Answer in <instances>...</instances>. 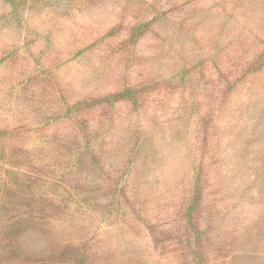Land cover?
<instances>
[{
	"label": "rangeland",
	"instance_id": "1",
	"mask_svg": "<svg viewBox=\"0 0 264 264\" xmlns=\"http://www.w3.org/2000/svg\"><path fill=\"white\" fill-rule=\"evenodd\" d=\"M21 219L82 264H264V0H0Z\"/></svg>",
	"mask_w": 264,
	"mask_h": 264
},
{
	"label": "trees",
	"instance_id": "2",
	"mask_svg": "<svg viewBox=\"0 0 264 264\" xmlns=\"http://www.w3.org/2000/svg\"><path fill=\"white\" fill-rule=\"evenodd\" d=\"M4 204H6L5 201L1 203V205ZM11 205L15 206V203ZM31 206L32 203H28L25 208H31ZM20 221L27 224L25 233L15 235L10 230L0 233V258L5 257L9 252L11 260H17L23 264H82L83 255L79 252L78 247L74 245L62 246L57 242L49 246L46 244L49 242L46 241L48 240L45 234L47 232L42 230L39 224L26 219ZM21 223L17 224L15 229H18Z\"/></svg>",
	"mask_w": 264,
	"mask_h": 264
}]
</instances>
